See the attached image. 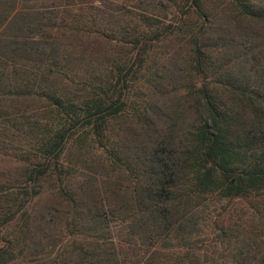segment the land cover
I'll return each mask as SVG.
<instances>
[{"label": "trees", "instance_id": "16d2710c", "mask_svg": "<svg viewBox=\"0 0 264 264\" xmlns=\"http://www.w3.org/2000/svg\"><path fill=\"white\" fill-rule=\"evenodd\" d=\"M0 264H264V0H0Z\"/></svg>", "mask_w": 264, "mask_h": 264}]
</instances>
